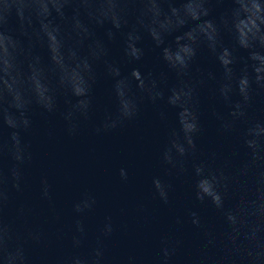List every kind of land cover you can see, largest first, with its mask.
Returning <instances> with one entry per match:
<instances>
[{
    "label": "water",
    "instance_id": "water-1",
    "mask_svg": "<svg viewBox=\"0 0 264 264\" xmlns=\"http://www.w3.org/2000/svg\"><path fill=\"white\" fill-rule=\"evenodd\" d=\"M0 264H264V0H0Z\"/></svg>",
    "mask_w": 264,
    "mask_h": 264
},
{
    "label": "clouds",
    "instance_id": "clouds-1",
    "mask_svg": "<svg viewBox=\"0 0 264 264\" xmlns=\"http://www.w3.org/2000/svg\"><path fill=\"white\" fill-rule=\"evenodd\" d=\"M253 7L255 8L256 13H260L261 9H260L259 5H255V4H254ZM249 20H250L251 25H252L253 28L257 27L256 19H254V18H252V17L250 16V17H249ZM241 23L244 24L245 27H247V23H246V22L242 21ZM241 31H242V30H241ZM187 127H188L189 129H191V128L194 127V125H188Z\"/></svg>",
    "mask_w": 264,
    "mask_h": 264
}]
</instances>
